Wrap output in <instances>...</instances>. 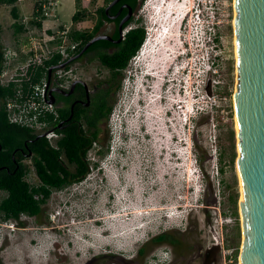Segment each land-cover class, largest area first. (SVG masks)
<instances>
[{
  "label": "rangeland",
  "instance_id": "rangeland-1",
  "mask_svg": "<svg viewBox=\"0 0 264 264\" xmlns=\"http://www.w3.org/2000/svg\"><path fill=\"white\" fill-rule=\"evenodd\" d=\"M105 1L58 0L48 4L45 17H37L41 26L34 21V0L15 5L24 31H47V37L55 34L54 47L69 44L72 30L92 29L95 8ZM150 1L145 0L129 28L140 25L142 18L149 35ZM12 6L3 4L0 8L3 48L25 37L24 32H15ZM201 8L207 41L189 18L180 30L188 43L175 48L177 54L186 50L178 61L189 64L186 97L192 101L191 108L196 105L199 110L187 114L186 108L182 113L171 108L168 115L161 112L153 116V107L170 103L155 94L159 91L154 82L138 90L137 77L130 76L127 66L120 74L104 142L94 144L88 152L90 173L82 181L55 189L40 215L24 214L18 221L8 220L13 225L0 252L4 264H241L245 234L234 98L239 83L238 12L235 0L204 2ZM77 10L84 15L73 20ZM177 14L171 19L166 11V21L156 31H179L174 28L178 27ZM148 42L142 49L143 60L148 59L147 54L143 56ZM155 66L145 74L154 76ZM95 67L100 66L97 63ZM108 74L103 68L99 75ZM143 111L147 113L144 117ZM185 115L191 116L187 124ZM233 154L235 161H231ZM28 180L40 182L37 176ZM3 195L0 192V199ZM235 195L236 207L232 201ZM125 210L127 216L122 215ZM165 231L180 235L182 247L151 240ZM141 247L143 254L139 253Z\"/></svg>",
  "mask_w": 264,
  "mask_h": 264
},
{
  "label": "trees",
  "instance_id": "trees-1",
  "mask_svg": "<svg viewBox=\"0 0 264 264\" xmlns=\"http://www.w3.org/2000/svg\"><path fill=\"white\" fill-rule=\"evenodd\" d=\"M17 0H0V8L3 4H11L12 15L15 18L14 26L16 34L22 33L25 30V25L18 21L19 8L15 5ZM138 0H120L114 9L123 2H129L133 7L136 6ZM36 10L34 11V21L39 26L42 22L37 17L43 16L42 3L36 2ZM115 11V10H114ZM84 12L77 10L73 16V20H78ZM100 21L90 30L75 29L70 32L72 41H81L80 46L84 45L89 39L96 35L99 31V26L102 23V18L106 15L104 8L100 9ZM134 18L124 24V28L128 29L124 33V39L117 44L106 39H100L92 44L95 49H100V60L111 67L115 73H121L128 65L130 59L136 55L142 46L146 31L142 26H134L129 28ZM2 23L0 21V72L3 67V44H2ZM86 31V32H85ZM91 31V32H89ZM51 32V31H50ZM85 35V36H84ZM107 46H115V51L110 55L107 54ZM62 56L57 53L46 62L49 68L51 65L58 63ZM44 67H31L21 82L24 84L29 81H37L43 75ZM20 81H13L9 85H4L0 81V192L3 197L0 199V217L3 220L20 219L22 215H40L43 211V204L50 198L55 189H62L73 183L85 179L91 170V163L88 158L89 150L103 141L100 134L102 127L100 123L103 120H108L113 109L110 104L102 109V112L86 109H76L75 116L77 119L68 128L60 129L64 136L57 141L58 147L53 146L46 136L37 137L39 134L28 127L10 121L6 110V99L11 96ZM69 115V110H61V115ZM85 118L89 128L84 130L79 121ZM231 136L233 146L236 147L235 131L232 129ZM30 158L36 168L37 177L40 182L32 184L27 179L30 164L25 161ZM231 161H235L233 154ZM235 207L238 203V198L233 197ZM238 212L235 211V214ZM237 227L240 229L238 220ZM153 242L162 243L168 242L173 244L177 249L182 247V238L174 232L165 231L151 239ZM144 247L139 249V253H144ZM0 264H2L0 260ZM236 264V263H235Z\"/></svg>",
  "mask_w": 264,
  "mask_h": 264
},
{
  "label": "water",
  "instance_id": "water-1",
  "mask_svg": "<svg viewBox=\"0 0 264 264\" xmlns=\"http://www.w3.org/2000/svg\"><path fill=\"white\" fill-rule=\"evenodd\" d=\"M113 0L107 7L118 2ZM238 55V90L235 112L238 127L237 158L242 183L241 207L245 238L241 264H264V0H235ZM120 25L121 38L97 34L84 49L100 39L119 42L124 37L123 23L130 18L132 7ZM121 10L111 17H116ZM73 58V57H72ZM69 60L50 67H63ZM50 102L55 101L50 94ZM45 136V133L37 137Z\"/></svg>",
  "mask_w": 264,
  "mask_h": 264
},
{
  "label": "flooded vegetation",
  "instance_id": "flooded-vegetation-1",
  "mask_svg": "<svg viewBox=\"0 0 264 264\" xmlns=\"http://www.w3.org/2000/svg\"><path fill=\"white\" fill-rule=\"evenodd\" d=\"M112 1L113 0H106L102 5H98L95 8L96 17L93 27L100 21V9L103 7L106 16L102 18V23L99 26L100 28L97 34H108L114 39H120V25L122 20L129 13V7H132V12L130 18L127 21L135 18V15L140 9H142L145 0H138L135 7H133L129 2H123L118 7V9H114L117 3L120 1L119 0L110 6L109 11L107 12L106 9ZM120 10L121 12L118 14V16L111 17L112 15H116ZM127 21L123 23V26ZM139 23L140 25L138 24L136 26L144 27L142 18L139 19ZM104 28L107 30H104ZM63 32L66 31L63 30ZM123 39L124 37L121 39V41ZM81 41H78V45H76L74 48L68 49V56L66 58L61 59L58 63L53 64L50 67L65 62L73 57L70 61H68L63 67H53L51 71L49 67L48 70V95L50 96V94H53L55 97L54 104L58 112L57 121L52 127L59 133L57 140H60L64 136V132L58 131L57 128L66 129L74 121H76L77 118L74 117L76 109H89L91 111L96 109L95 111L98 110L100 113L102 112V109L106 108L108 105H114L115 95L120 88L121 73H115L110 66L100 60L99 53L101 50L92 47L93 43L84 49L88 41L84 43V45L80 46ZM121 41L111 42L117 44ZM72 42L73 41L71 40V42L66 46L71 45ZM105 50L107 54L110 55L115 51V46H107L103 51ZM97 63L100 67H95V64ZM103 68H105L109 73L107 76L105 75V77H101L99 75L100 72L103 71ZM61 110H64L65 112L69 110L70 114L68 116L64 114L61 115ZM108 120H103V122L100 123V126L102 127L100 134L102 137L104 136V130L106 128L105 126L108 124ZM79 123L84 128V130H88L89 125L84 117L80 119ZM1 224L2 225H0V227L3 226L9 229L13 225V222L5 224L4 221H2ZM7 237H9V235L2 237L0 240V252L4 249V244ZM0 260L2 264H4L1 257Z\"/></svg>",
  "mask_w": 264,
  "mask_h": 264
},
{
  "label": "built area",
  "instance_id": "built-area-1",
  "mask_svg": "<svg viewBox=\"0 0 264 264\" xmlns=\"http://www.w3.org/2000/svg\"><path fill=\"white\" fill-rule=\"evenodd\" d=\"M24 0H17L22 3ZM34 11L36 2L42 3L43 12L48 4H54L58 0H34ZM196 5V15H202L201 4H214L216 0H191ZM37 26H39L37 24ZM126 28L124 30L127 31ZM25 37L18 38L15 44H7L3 48V67L0 72V81L9 85L13 81H20L16 85L14 93L6 99V110L11 122L28 127L38 133H45L53 146L58 147L57 138L59 133L54 130L53 124L57 121L58 112L54 102H50L48 95V70L46 62L55 54L59 53L62 59L68 56V49L78 45L73 41L71 45L59 44L56 42L55 34L47 37V31H24ZM207 46V45H206ZM203 59L206 58L203 57ZM208 59V58H207ZM208 62V60H207ZM44 67L43 75L37 81L21 82L31 67ZM30 168L27 179L37 176L34 164L29 161ZM232 262V260H231Z\"/></svg>",
  "mask_w": 264,
  "mask_h": 264
},
{
  "label": "clouds",
  "instance_id": "clouds-1",
  "mask_svg": "<svg viewBox=\"0 0 264 264\" xmlns=\"http://www.w3.org/2000/svg\"><path fill=\"white\" fill-rule=\"evenodd\" d=\"M168 1L172 2L173 0H168ZM191 2H192L191 0H182V2H179L178 6H177L178 8H180V10H178V12H177L178 13L177 14V21H178L177 25H178L179 31L182 29L184 22L190 18L193 21V25H197V27H198L197 29H199V31H203V38L205 41H207V34H206L207 32H206V28H205L204 24L202 23V17L196 15L197 7L195 4H193V6H191ZM175 5H177V4H175ZM191 12H192V15L190 16L189 14ZM173 30H175V29L173 28ZM145 39H146V37H145ZM145 42H146V40H144L139 51L143 49V47L145 46ZM184 43H188V41L185 39ZM184 43L182 44V46L184 45ZM139 51L136 53V55L139 53ZM184 52H186L185 49H183L182 52H180V53L178 52V54H175L173 56L174 63H172V65L168 71H166L168 66H166V62L164 61V64H163L164 66L162 67L161 70L159 69L154 76H148L149 82L147 83V85L149 83L154 82L155 89H157L159 91V92H155V94L156 95L157 94L162 95L164 100H167L170 104H172L173 102L175 103L178 99H182L184 106H185L184 109H185V108H188V106H187L188 104L186 102V98H187L186 96H187V94H189L188 84L190 82L191 72L189 73L188 62L186 63L183 60L178 61V59H179L178 57H180V56L183 57ZM135 56H133L130 59V61L127 65L129 67L127 70L130 72V76L137 73V66L133 63ZM126 67L124 68V70L126 69ZM142 101H143V99H142ZM173 106L174 105H171L172 111H174ZM196 107H197L196 105H192L193 110L191 108L190 113L192 111H198L199 108L197 109ZM189 117H191V116H189ZM189 117L187 118V116H186V118H185L186 124H187ZM8 220H13V219H7V220H2V221H4L5 224H8L9 223ZM2 221H0V225H2L1 224ZM2 231H4V233H2ZM8 233H9L8 228H5L3 226L0 227L1 238L4 236H7ZM1 238H0V240H1Z\"/></svg>",
  "mask_w": 264,
  "mask_h": 264
},
{
  "label": "bare ground",
  "instance_id": "bare-ground-1",
  "mask_svg": "<svg viewBox=\"0 0 264 264\" xmlns=\"http://www.w3.org/2000/svg\"><path fill=\"white\" fill-rule=\"evenodd\" d=\"M179 1L178 0H173L172 2H169L168 0H164L162 4H161V2H162L161 0H151L150 2H148V6L150 8L147 10V19L149 21L150 26H152V29H151V31L149 33V42L146 45V47L144 48V52H143V56L147 54V57H148V59L143 60L144 61L143 69L145 68V70L143 71L144 74L148 70L152 69L149 66V64L146 63V61H148L149 60V57L153 55V53H152L153 51H156L158 49V53L163 55L160 58V60H161L160 62H164V60H165L166 66H169L170 64L174 63L173 56H174V52H175L176 45H178L179 43L180 44H183L184 43V38H183V35L185 34L184 31H183L184 34H182L181 31H156V30H159L158 29V26L163 25L164 22L166 21V18L168 16V15H166V11L168 12V14L171 17V19L174 18V14L176 13V11L178 12V10H180V8L177 7L178 4H179ZM167 2H169V3H167ZM175 4H177V5H175ZM164 9H166V10H164ZM174 28L178 29L177 26H174ZM197 30H199V29H197ZM157 32H159V37L156 36V39H155V33H157ZM166 35H168V36H166ZM158 40L163 41V44L159 43ZM172 42H175V43L174 44H171ZM151 47H154V48L152 49ZM159 65H160V63L159 64L157 63L156 66H155V69H158L159 68ZM156 72L157 71H155V73ZM234 98H235V95H234ZM163 100L164 99H162L161 101H163ZM186 102L188 104L187 105L188 108H186V111H187L186 113L189 114L190 111H191L192 101L189 98H186ZM166 103H167V100H166ZM174 104L175 103L173 102L170 105H174ZM170 108H172V107L171 106H164V107H161V108L159 107L158 108L156 106V107H153L152 108V111H153L152 114H153V116H155V114H160L161 112H163L164 114H167L168 115L169 114V111H170ZM146 114L147 113L145 111L141 112V116L142 117H144V115H146ZM168 121H169V119H168ZM169 128L170 127H168V130H170ZM167 143L168 144L166 145V147L169 150V149H171V144L169 143V141ZM127 214H128V211L127 210H125V211L122 212V215L123 216H127ZM39 241H40V239H39ZM42 249H44V247H42Z\"/></svg>",
  "mask_w": 264,
  "mask_h": 264
}]
</instances>
